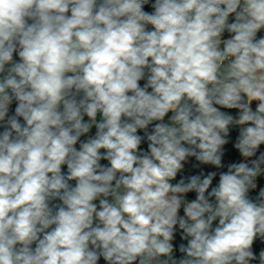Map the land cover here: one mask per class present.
Instances as JSON below:
<instances>
[{"label": "clouds", "instance_id": "clouds-1", "mask_svg": "<svg viewBox=\"0 0 264 264\" xmlns=\"http://www.w3.org/2000/svg\"><path fill=\"white\" fill-rule=\"evenodd\" d=\"M0 264H264V0H0Z\"/></svg>", "mask_w": 264, "mask_h": 264}]
</instances>
